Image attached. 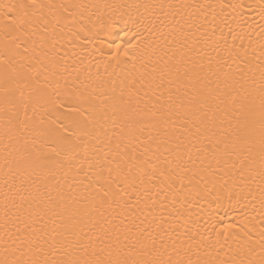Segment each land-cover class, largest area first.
Returning a JSON list of instances; mask_svg holds the SVG:
<instances>
[{
	"label": "snow or ice",
	"instance_id": "6c2138e0",
	"mask_svg": "<svg viewBox=\"0 0 264 264\" xmlns=\"http://www.w3.org/2000/svg\"><path fill=\"white\" fill-rule=\"evenodd\" d=\"M89 7L0 0V264H264V2L141 0L115 43Z\"/></svg>",
	"mask_w": 264,
	"mask_h": 264
},
{
	"label": "bare ground",
	"instance_id": "6f19581e",
	"mask_svg": "<svg viewBox=\"0 0 264 264\" xmlns=\"http://www.w3.org/2000/svg\"><path fill=\"white\" fill-rule=\"evenodd\" d=\"M67 2L83 3L90 6L85 10V18L91 16L92 21L95 22L96 28H99L102 25H107L111 21L117 20L119 17H123L122 20L116 22V26L111 30L109 35L105 37L107 43H115L117 39H124L127 41L136 30L132 26L131 20L136 18L137 10L128 6L140 3L141 0H67ZM174 2H181V0H174ZM186 2L207 3L209 0H186ZM211 2L216 3L218 0H211ZM234 2H243L245 5L253 4L258 6L264 2V0H234ZM258 11V7L254 11H248L247 8H245L243 13V19L252 24L255 27L256 32L260 31V25L262 23L257 15ZM125 21H128V23ZM247 30L251 31V29ZM125 33H128L129 37L125 36ZM101 35H103V33H101ZM252 38L254 45H257L259 40L255 33H253ZM117 42H119V40H117ZM95 43L96 46L99 47L100 42L96 41ZM237 43H239V41H237ZM245 43H247V39H245ZM106 50V48L102 49V51ZM258 51L259 50L257 49V54ZM97 55L96 52H92L91 56L85 60L86 64H90L93 75L96 73V63L98 62L93 61V57H96ZM138 68L139 65H137V69ZM103 71L104 68L101 64V74H103ZM128 71H133L131 65H129ZM74 75L75 73H73V76ZM81 79H83V75L81 76ZM69 110H71L69 103H65L64 111ZM231 187L232 184L229 179L227 188L217 186L213 189V187L209 185L207 190L200 192L199 195L194 193L190 199L187 207L191 210L189 213L191 220L198 221L201 226L200 231L204 232L205 235H207V231H210L213 225H215L216 228H219L220 224L218 222H224L225 224L236 223L242 212L247 214V211L251 210V205H248L247 211L242 207V205L247 203L246 201L241 200L237 203L235 197L229 199V191ZM251 214L253 216L257 215L255 212ZM254 222L257 224L256 230H258V219ZM190 226L193 229L196 228V224L194 223Z\"/></svg>",
	"mask_w": 264,
	"mask_h": 264
}]
</instances>
